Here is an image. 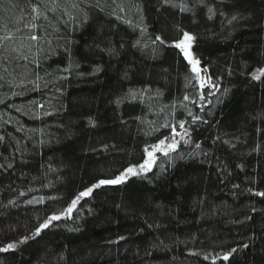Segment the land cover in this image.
<instances>
[{
	"label": "trees",
	"instance_id": "obj_1",
	"mask_svg": "<svg viewBox=\"0 0 264 264\" xmlns=\"http://www.w3.org/2000/svg\"><path fill=\"white\" fill-rule=\"evenodd\" d=\"M206 3L216 10L211 20L205 7L193 14L160 7L159 0H101L104 10L90 9L87 23L75 30L54 18L51 24L37 22L49 32L60 27L67 40H54L52 49L41 41L49 51L46 57L40 54L41 79L32 74L31 64L13 71L10 63L6 73L0 68V164H12L0 168V245L31 235L38 223L98 179L141 163L144 148L171 135L169 128L146 132L169 121H191L184 105L208 120L186 125L191 142L177 136L180 144L171 159L156 153L163 172L153 166L146 176L95 189L71 218L62 217L17 250L0 253V264H211L217 253L233 247L238 252L216 264H264V197L247 191H264V77L251 79L264 66V0ZM27 7L26 0L0 6V17L15 32L12 46L27 43L20 39L27 30L15 31ZM233 15L239 19L230 24ZM177 25L196 37L191 51L220 81L221 92L228 89L223 103L204 112L183 99L192 89L186 87L177 50L152 44L156 35L169 43L178 38ZM137 40L139 47H132ZM109 41L119 56L96 46L105 48ZM97 67L101 71L93 74ZM129 89L136 99H121ZM217 136L235 147L214 143ZM257 146L261 150L253 151ZM244 243L250 247L241 249Z\"/></svg>",
	"mask_w": 264,
	"mask_h": 264
},
{
	"label": "snow or ice",
	"instance_id": "obj_2",
	"mask_svg": "<svg viewBox=\"0 0 264 264\" xmlns=\"http://www.w3.org/2000/svg\"><path fill=\"white\" fill-rule=\"evenodd\" d=\"M112 4H117V0H111ZM12 4V0H0V6L5 4ZM28 5L27 9H24L21 16L17 18L16 24L22 25V27H16V32H24L26 31V35H22L20 39L22 41H27V43H21L18 46H12L9 42H14L16 39L15 32H12L9 28L8 21H5L3 17H0V30H4V35L0 36V68L3 69V72H8L9 68L8 65L10 63H14L13 71H18L21 68H26L31 64L32 67V74L37 79H41L39 76V69L42 63V56L49 55L48 49H52L53 41L65 39L66 44L67 40L65 37L59 35L61 29L58 26H53L52 32L48 31V28L45 27L42 23H37L38 21H47L51 24L52 19L54 18L57 21V25L60 23L63 24V27L66 29L71 24L73 26V30L80 27L81 25L87 23L88 20V11L93 8H99L101 11L104 9L101 7V0H26ZM191 5V6H190ZM159 6L164 8H172L178 9L180 13H194V9L196 7H205L207 8L208 19L211 20L214 15H216V10L209 6L206 3V0H159ZM119 7L120 12H124L125 9L122 5H117ZM69 9L73 10L70 11ZM139 11V9H138ZM26 12V15L24 14ZM60 13L58 16L57 13ZM51 14V16L49 15ZM113 14H115V9H113ZM223 15V13H221ZM67 17V20H64L63 17ZM117 20L122 19L119 14L115 15ZM239 19L238 16L233 15L231 19L228 21L230 24L233 21H237ZM129 25H131V21H125ZM178 31V38L174 39L169 43L162 35H156L152 41L153 45H156L157 42L159 45H163L166 47H174L177 50V56L182 57L180 63L184 65L185 69V80H186V87L192 89V94L185 95L183 99L185 101H189L196 105L201 112H204L205 108L209 105H214V103H223L222 97L227 94L228 89H224L221 92V85L220 81L213 80L212 76L209 75L208 69L206 67L201 66V60L196 58L193 52L191 51L193 43L196 37L185 31L182 28H179L177 25ZM144 31V29H141ZM48 46V49H45L43 45H41V41ZM140 41L137 40L132 47H139ZM100 51L105 52L110 57L119 56V52L114 44L109 41L108 46L105 48H101L99 44L96 45ZM125 47L124 43L121 41L119 44V48L123 49ZM27 48L28 53H31L32 59H29V55L25 53L24 49ZM32 49H36V52H32ZM67 51V47H65ZM156 51V48H153V52ZM15 54L14 56L12 54ZM23 61L24 63H21ZM67 71V69H65ZM101 71L100 67H97L94 70V73H98ZM262 77H264V66L257 67L255 71L251 73V79L253 81H261ZM122 78H128V71L126 70L123 73ZM4 80V76L0 74V81ZM34 85L35 89H38L40 86L36 82V80L31 81ZM3 84H0L2 87ZM219 93V95H217ZM131 98L135 100L137 97V93L132 89L128 90L127 96L121 99H128ZM209 97H215V101L209 99ZM121 99H117L114 103L117 105L120 104ZM39 107L43 108V104H39ZM175 108V105H172ZM185 110L192 119L188 121L186 119L176 120L174 122L169 121L168 123H163L158 127L152 128L150 132H146L145 135H152L156 131H159L160 128H169L171 131V135H165L163 138H159L158 141L154 144L148 145V147L143 149V153L145 158L142 160L141 163L129 165L125 168L119 175H116L112 178H101L98 179L94 184L87 187L84 191L79 192L74 198L71 199V202L68 206L64 209L58 210L57 212L52 213L42 222L38 223L35 227L34 231L31 232V235H26L19 240L11 241L0 245V253H8L10 251L17 250L19 245L27 243L29 239H35L39 237L44 230L49 229L54 221H59L62 217L71 218L72 213L77 209L81 199L91 196L95 189H99L102 186H110V185H119L126 181V178L129 175L132 176H141L150 172L153 166H158L161 171L163 172L164 164L161 162L157 165V155L156 153H160L164 157H170V153L176 152L178 146L180 144V140L176 137L180 136L181 139L184 140L185 144L191 142V132L186 125L196 124L197 122H201L204 124L208 123V120L204 117L194 114L191 109L187 108L184 105ZM51 113H49L50 115ZM207 115H211V110L208 111ZM257 116H253L252 119H257ZM90 124H93V121H89ZM153 124L155 122H152ZM177 127L182 132L177 131ZM194 130V129H193ZM258 131L260 129H257ZM186 137V139H184ZM4 141V137L0 136V142ZM220 141L222 144H230L231 147H235L234 144H231L230 141L221 140L219 136L215 138V141ZM195 147L197 149L200 148V144L196 143ZM261 149L257 146L253 148V151H260ZM207 155V153H204ZM4 167H12V164L9 163L7 165L0 164V168ZM238 167H242V165H238ZM234 187H239V185H234ZM247 191L254 196L257 197H264V191H254L252 188H248ZM20 195H24L21 193ZM43 197L40 198L42 202ZM49 199H54L50 197ZM11 204H15V201H9ZM29 204L33 203V201H28ZM255 211V209H252ZM246 219H251V217H247ZM125 237H119V240H123ZM118 241H110V243H116ZM250 245L248 243H244L240 246L241 249H247ZM238 248L233 247L230 248L228 251L224 252L222 255L217 253L214 258L211 259V264H216V260L220 259L223 261H228L230 257L234 253L238 252ZM190 255L198 256L200 253L192 252ZM211 254L204 255V260H209Z\"/></svg>",
	"mask_w": 264,
	"mask_h": 264
},
{
	"label": "rangeland",
	"instance_id": "obj_3",
	"mask_svg": "<svg viewBox=\"0 0 264 264\" xmlns=\"http://www.w3.org/2000/svg\"><path fill=\"white\" fill-rule=\"evenodd\" d=\"M130 176H132V175H129L128 177H130ZM128 177H127V178H128Z\"/></svg>",
	"mask_w": 264,
	"mask_h": 264
}]
</instances>
